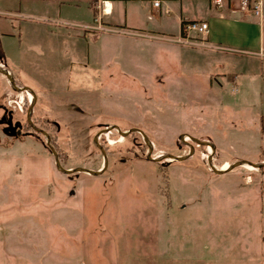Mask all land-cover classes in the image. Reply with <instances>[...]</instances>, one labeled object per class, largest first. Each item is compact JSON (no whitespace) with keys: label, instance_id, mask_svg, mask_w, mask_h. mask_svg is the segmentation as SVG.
<instances>
[{"label":"rangeland","instance_id":"rangeland-1","mask_svg":"<svg viewBox=\"0 0 264 264\" xmlns=\"http://www.w3.org/2000/svg\"><path fill=\"white\" fill-rule=\"evenodd\" d=\"M55 8L0 37V264H264L260 63Z\"/></svg>","mask_w":264,"mask_h":264},{"label":"crops","instance_id":"crops-1","mask_svg":"<svg viewBox=\"0 0 264 264\" xmlns=\"http://www.w3.org/2000/svg\"><path fill=\"white\" fill-rule=\"evenodd\" d=\"M103 1L111 7V11L101 17L100 24L103 27L113 25L129 28L133 30L128 31L129 33L139 35L125 36L136 40L148 39L146 47L156 43L163 52L166 48L175 46L176 43L169 39L176 37L159 34L180 36L186 22L205 21L208 24L207 34L196 37L197 41L203 43L197 45L200 50L205 53H221L220 51L227 50L229 55L240 57L239 61L250 66H255L256 62H259L261 70L264 71V0L259 16L240 11L239 0H224L220 8L213 7L211 0H159L157 7L153 6V0ZM96 2V0H0V37L13 34V31H16L14 21L40 12L39 8L46 12L47 7H56V12L61 13V7L64 5H81V8L84 5L92 15L87 20L94 21L98 13L96 7L101 6L99 3L101 0L98 4ZM6 28H9V32L3 31ZM220 47L224 50H219ZM174 66V63H167L171 71ZM223 67L225 64L222 63ZM227 79L235 80L236 75L229 74ZM262 160L264 159L260 161Z\"/></svg>","mask_w":264,"mask_h":264},{"label":"built area","instance_id":"built-area-1","mask_svg":"<svg viewBox=\"0 0 264 264\" xmlns=\"http://www.w3.org/2000/svg\"><path fill=\"white\" fill-rule=\"evenodd\" d=\"M212 6L215 8H220L224 0H211ZM153 6H159V0H153ZM98 10L97 16L94 18V22H96L95 26H91V28H96L100 31H115L118 30H111L106 27H103L100 24L101 17L103 15H107L111 11V7L107 6L106 1L102 2V7H96ZM239 10L242 12H251L256 16L261 14L262 10V0H239ZM122 33L131 34L126 31H121ZM182 34L176 38H171L169 40L184 45H203L200 41L193 40L194 37H191L192 34H197L200 37L205 36L208 32V24L205 21H188L183 25ZM132 35H139V34H132Z\"/></svg>","mask_w":264,"mask_h":264},{"label":"water","instance_id":"water-1","mask_svg":"<svg viewBox=\"0 0 264 264\" xmlns=\"http://www.w3.org/2000/svg\"><path fill=\"white\" fill-rule=\"evenodd\" d=\"M0 73L1 74H3L4 76H6L7 78H8V80H9V82L11 83V85L14 87V88H17L16 86H15V83H14V81H13V79L11 78V76L7 73V71L2 67V66H0ZM17 89H19V90H21V91H25L26 93H29V91H28V89L27 88H17ZM113 128L115 129L116 127L115 126H113ZM36 131H38V129H36V128H34ZM117 129V128H116ZM41 133H43V134H45L43 131H41V130H39ZM134 131V130H133ZM129 131H127V132H123L122 134L123 135H125L126 133H128ZM145 136V135H144ZM47 145H49V138L47 137ZM98 147L100 148V150H101V152H102V155H103V158H104V166H103V168L102 169H100V170H98V171H90V170H85V169H83V168H78L77 170H78V172H83V171H87V172H89V173H91V174H100L103 170H104V168L106 167V164H107V160H106V153L104 152V150L98 145ZM51 151H52V153H53V155H54V157H55V164H56V166L59 168V161H58V158H57V154H56V152H55V150L53 149V148H51ZM148 159H150V160H156V159H154V158H152L151 156H150V153L148 154V157H147ZM166 158H173V159H175V160H181V159H185V157H177V156H167ZM252 165V164H251ZM253 166H256V167H260V166H262L261 164H257V165H253ZM231 167H229V168H227V169H230ZM212 169H213V171L215 172V173H218V174H220V173H222L223 171H225L224 169H222V168H220V169H216V168H214L213 166H212ZM63 172H71L72 170H62Z\"/></svg>","mask_w":264,"mask_h":264},{"label":"flooded vegetation","instance_id":"flooded-vegetation-1","mask_svg":"<svg viewBox=\"0 0 264 264\" xmlns=\"http://www.w3.org/2000/svg\"><path fill=\"white\" fill-rule=\"evenodd\" d=\"M29 99L31 98L30 94L28 93ZM0 110L2 111V114L0 115V124H1V130L9 134L13 137H17V130H21L23 125L20 123V121L15 120L13 110L11 108H8L4 104H0ZM28 131H25L27 133ZM228 165V164H225ZM223 165L221 168L225 166ZM248 168V167H246ZM252 169V168H250Z\"/></svg>","mask_w":264,"mask_h":264},{"label":"trees","instance_id":"trees-1","mask_svg":"<svg viewBox=\"0 0 264 264\" xmlns=\"http://www.w3.org/2000/svg\"><path fill=\"white\" fill-rule=\"evenodd\" d=\"M101 146L104 148V149H106V150H108L107 148L109 147L104 141H103V144H101Z\"/></svg>","mask_w":264,"mask_h":264},{"label":"bare ground","instance_id":"bare-ground-1","mask_svg":"<svg viewBox=\"0 0 264 264\" xmlns=\"http://www.w3.org/2000/svg\"><path fill=\"white\" fill-rule=\"evenodd\" d=\"M244 166H245V167H248V168H252L249 164H246V163L244 164ZM227 167H228V166H227ZM227 167H226V168H227ZM226 168H223V169H226Z\"/></svg>","mask_w":264,"mask_h":264}]
</instances>
